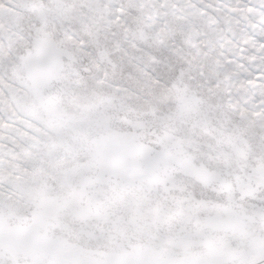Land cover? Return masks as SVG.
<instances>
[{"label": "snow or ice", "instance_id": "1", "mask_svg": "<svg viewBox=\"0 0 264 264\" xmlns=\"http://www.w3.org/2000/svg\"><path fill=\"white\" fill-rule=\"evenodd\" d=\"M0 264H264V0H0Z\"/></svg>", "mask_w": 264, "mask_h": 264}]
</instances>
